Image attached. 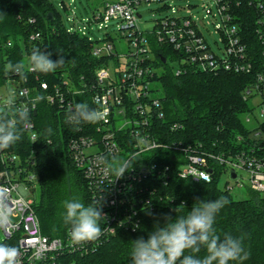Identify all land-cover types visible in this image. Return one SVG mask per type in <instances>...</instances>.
<instances>
[{
    "label": "trees",
    "instance_id": "trees-1",
    "mask_svg": "<svg viewBox=\"0 0 264 264\" xmlns=\"http://www.w3.org/2000/svg\"><path fill=\"white\" fill-rule=\"evenodd\" d=\"M239 1L232 12L253 65L250 73L210 72L189 67L177 74L181 65L175 70L170 62L177 63L180 54L170 46L161 47L152 38L154 66L161 72L156 86L164 112V118L157 126L170 143L181 142L198 151L217 153L244 149L245 144L255 141L241 116L251 109V100L245 98L247 89L254 85L259 73H264V47L256 34L260 13L245 0ZM62 5L67 8L64 0ZM0 12L4 13L0 19V87L12 79L16 80L17 86L27 88L31 98L36 95L44 97L31 113L33 130L26 131L8 151L34 161L35 180L32 183L37 196L33 209L43 235L64 237L70 226L63 220V202L76 198L86 206L95 203L88 181L76 167L68 144L70 140L81 137L100 139L99 123L82 124L78 131H73L72 126L65 122L69 109L50 103L47 94H54L56 88L65 91L64 81H68L73 91H78L69 94L74 105L87 102L95 107L91 87L96 71L107 60L92 56L87 36L77 31L68 32L50 0H0ZM34 35L39 36L33 40L31 37ZM34 48L51 53L53 60L63 54L65 63L48 74L30 71L28 57ZM9 62H24L27 79L6 74L4 68ZM43 83L47 84V90L41 87ZM83 88L86 91L81 92ZM174 124H178L180 129L170 131ZM48 127L53 130L51 135L45 131ZM32 132L36 135L34 140L30 138ZM119 134L130 140L126 131ZM239 138L242 139L239 141ZM169 154L172 153L160 152L143 158L147 162H156L159 167L169 164L170 169L147 181L148 190L142 192V196L149 203L137 205L138 226L126 229L116 225L115 233L105 237L94 252L87 256L65 254L61 258L62 264H131V241L141 236L147 239L154 223L163 214L173 217L186 215L196 199L214 200L221 196L227 197L229 203L217 214L216 234L221 238L226 233L242 237L251 254L243 264H264V195L249 192L246 199L234 200L226 189L218 187L219 174L211 182L181 179L177 175L178 165L170 160ZM218 170L220 173L222 168ZM160 222L162 224L163 220ZM100 226H104L103 220ZM2 243L14 245L13 240ZM206 254V249L201 247L198 255L203 257Z\"/></svg>",
    "mask_w": 264,
    "mask_h": 264
},
{
    "label": "built area",
    "instance_id": "built-area-1",
    "mask_svg": "<svg viewBox=\"0 0 264 264\" xmlns=\"http://www.w3.org/2000/svg\"><path fill=\"white\" fill-rule=\"evenodd\" d=\"M177 1L186 3L178 7V11L186 9L185 14H166L153 20L151 30L139 29L137 20L142 16L138 13V6L141 3H160L161 9L171 8L172 13L176 14L172 4ZM245 1L260 13L256 21V34L264 47V0ZM239 3V0H112L86 22L98 23L100 29L108 28L111 22L119 27L117 39H113L109 32L101 44L88 37L92 56L107 60L96 71L91 87L92 101H99V104L93 103L94 106L107 110L105 120L99 122L97 128L100 139L81 137L70 140L68 144L76 167L88 181L92 198L103 206L102 211L107 217L106 221L103 220V234L95 241L82 244L73 243L70 229L64 237L43 235L33 209L34 161L11 154L8 149L0 150V191L5 188L10 190L8 204L12 209L11 225L7 231L0 229V241L13 240V246L20 248L19 264H62L61 258L65 254L87 256L94 252L105 237L115 233L116 225L135 229L139 224L137 205L149 203L142 196V192L148 190L147 181L170 169L169 164L159 167L156 162L144 161L146 155L152 157L160 152H171L170 160L179 168L178 177L195 182H211L221 172H228L229 181L242 187L239 171L243 170L249 177L250 192L264 194V73L258 74L254 85L245 94V98L256 101L263 121L250 130L255 141L245 144L244 149L217 153L198 151L181 142L170 143L157 126L163 120L164 112L156 86L161 72L154 66L152 38L161 47L170 46L180 54L177 65H181V68L177 74L189 67L210 72L250 73L253 65L232 12ZM205 17L211 18L220 33L219 40H215L219 52L212 49L202 30ZM85 28L73 27L68 32L77 31L87 36ZM38 36L34 35L31 39ZM122 58H125L123 63L120 61ZM111 62L116 66L114 76L108 70ZM16 83V80L8 79L0 87V95L14 90L17 93V106H22L31 99L30 91ZM64 85L67 87L65 91L56 88L54 94H47V99L50 103L69 109L74 106L69 94L78 91H73L68 81H64ZM41 87L44 90L48 88L46 83ZM84 91L85 88L81 90ZM20 92L25 95H19ZM253 112L251 108L247 113ZM247 121L250 119L247 118ZM178 129V124L170 127V131ZM29 130H33V123ZM125 131L130 140L118 135ZM30 138L34 140L35 133L32 132ZM91 147H95L96 152L87 153L86 150ZM137 152L140 153L139 157L122 178L116 179L111 171L105 173L109 164L115 165ZM219 167L222 168L220 173ZM232 172L237 176L236 180L231 179Z\"/></svg>",
    "mask_w": 264,
    "mask_h": 264
},
{
    "label": "clouds",
    "instance_id": "clouds-1",
    "mask_svg": "<svg viewBox=\"0 0 264 264\" xmlns=\"http://www.w3.org/2000/svg\"><path fill=\"white\" fill-rule=\"evenodd\" d=\"M3 16L4 13L0 12V19ZM8 46H11L10 42ZM51 55L40 48H34L28 57L29 70L48 74L65 63L63 54L56 60L51 59ZM25 68L24 62H9L4 71L26 80ZM19 95L23 96L25 93L20 92ZM43 99V96L36 95L28 103L17 106L16 91L8 90L6 94L0 95V150L15 145L24 133L31 129V113ZM93 103L99 104V101L94 100ZM106 116V109L92 107L87 102H78L69 108L65 122L72 126L73 131H78L82 124H96L105 120ZM45 131L51 135L53 130L48 127ZM139 155L137 152L115 165L109 164L105 173L111 171L116 179L122 178ZM9 198V189L0 191V229L5 231L11 225L12 209L8 204ZM228 203V198L224 196L214 200L196 199L186 215L173 217L163 214L154 223L147 239L141 236L131 241V264H243L251 255L244 245L243 238L227 233L221 238L214 228L217 214ZM63 207V220L70 226V238L73 243L92 242L103 234L100 222L106 221L107 217L102 211L100 201L86 206L74 198L65 200ZM174 211L176 212V209ZM201 247L205 248L207 253L203 257L198 255ZM20 256L19 247L0 242V264H19Z\"/></svg>",
    "mask_w": 264,
    "mask_h": 264
},
{
    "label": "rangeland",
    "instance_id": "rangeland-1",
    "mask_svg": "<svg viewBox=\"0 0 264 264\" xmlns=\"http://www.w3.org/2000/svg\"><path fill=\"white\" fill-rule=\"evenodd\" d=\"M54 6L57 8L60 17L62 18L67 29L70 28H80L81 30L85 28V33L87 37L91 38L95 43H102L103 38L107 32L111 34L113 39H117L119 36V27L111 22L108 28H99L98 23H89L87 24L89 19H93L94 15H97L99 12L103 10L104 4L106 2L112 0H64L65 6L64 9L62 5V0H50ZM185 2H175L172 4L174 6V11L176 14L172 13V9H161L162 4L160 3H148L143 2L138 6V13L142 16L137 20V26L141 31H149L153 28L154 22L153 20L164 17L166 14L168 15H183L185 14V10L178 11L179 6H184ZM203 14H201V17ZM70 19V20H69ZM208 22V23H207ZM204 26L202 30L207 37L210 46L216 52H219V48L215 40H219L220 33L215 28L214 22H212L211 18L205 17L203 20ZM127 42H125L126 44ZM122 63L125 62V58L120 60ZM170 64L174 67L175 70L178 69V65L176 62H170ZM109 73L111 76H114L116 66L114 62H111L108 67ZM250 107L254 109L253 114L247 113L241 116L242 122L246 128L249 130L253 129L259 122L263 121L262 116L260 115V108L257 106L255 100L250 101ZM247 118L250 121H247ZM252 137V136H251ZM87 153L96 152L95 147H91L86 150ZM239 174L242 178L241 182L243 183L242 187L237 186L236 184L229 181L228 172H221L217 178L218 187L222 190H227L231 197L234 200H244L248 197L249 190V177L247 173L243 170L239 171ZM264 195V194H263ZM37 195L34 194L33 198ZM0 239H1V231H0Z\"/></svg>",
    "mask_w": 264,
    "mask_h": 264
},
{
    "label": "water",
    "instance_id": "water-1",
    "mask_svg": "<svg viewBox=\"0 0 264 264\" xmlns=\"http://www.w3.org/2000/svg\"><path fill=\"white\" fill-rule=\"evenodd\" d=\"M51 18H52V16H51ZM162 60H163L164 63H166V59L165 58L162 57ZM231 179H233V180L237 179V176L235 175L234 172L231 173Z\"/></svg>",
    "mask_w": 264,
    "mask_h": 264
}]
</instances>
